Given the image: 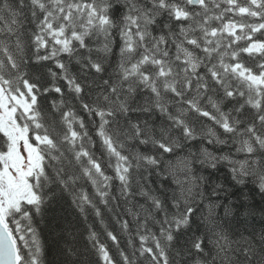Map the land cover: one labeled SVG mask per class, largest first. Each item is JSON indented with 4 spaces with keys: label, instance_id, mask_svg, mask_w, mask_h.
<instances>
[{
    "label": "snow or ice",
    "instance_id": "snow-or-ice-1",
    "mask_svg": "<svg viewBox=\"0 0 264 264\" xmlns=\"http://www.w3.org/2000/svg\"><path fill=\"white\" fill-rule=\"evenodd\" d=\"M221 164L264 195V0H0V264H44L66 196L127 236L117 261L89 228L96 264H264L200 174Z\"/></svg>",
    "mask_w": 264,
    "mask_h": 264
},
{
    "label": "trees",
    "instance_id": "trees-1",
    "mask_svg": "<svg viewBox=\"0 0 264 264\" xmlns=\"http://www.w3.org/2000/svg\"><path fill=\"white\" fill-rule=\"evenodd\" d=\"M199 146H201L200 143L196 142L195 147L191 149L186 148L183 152H180V155H185L189 150L195 151L196 147ZM205 146L209 147L210 150L212 148V146ZM217 154H220L219 151H217ZM109 174H111V170H109ZM200 174L208 177L210 182L209 191L211 190V186L217 184L223 186V191L220 193L221 202L235 204L237 207L243 204L253 209L251 216H245L241 212L232 221V226L235 231L247 235L255 227L257 232H259L260 228L264 226V195L259 192L254 184H236L231 179L229 168L224 164L219 165L214 170L201 168ZM177 178L183 179V176L178 175ZM161 184L169 191L176 187L172 177L163 180L160 176H151L150 187L160 188ZM88 190L91 191V188L89 187ZM101 208L103 210V224L92 214L91 210H89L88 218L85 220L71 203V198L66 196L58 203H53L42 217H36L33 226L36 229L42 247L44 264H65L66 258L63 250H66L69 244L75 246L81 253L78 258L81 264H96L98 258L91 244L88 243L89 228L97 232L99 240L109 247L110 254L117 261H119L117 249L112 245L111 240L108 239L106 230H111L118 234L121 247L126 251H130L127 248V236L120 233L119 226L112 219V214L104 210L103 206ZM72 259L75 260L77 257L73 256Z\"/></svg>",
    "mask_w": 264,
    "mask_h": 264
}]
</instances>
